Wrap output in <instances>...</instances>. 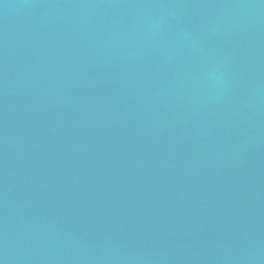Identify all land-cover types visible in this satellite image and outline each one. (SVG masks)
<instances>
[{"label": "water", "instance_id": "obj_1", "mask_svg": "<svg viewBox=\"0 0 264 264\" xmlns=\"http://www.w3.org/2000/svg\"><path fill=\"white\" fill-rule=\"evenodd\" d=\"M0 264H264V0H0Z\"/></svg>", "mask_w": 264, "mask_h": 264}]
</instances>
